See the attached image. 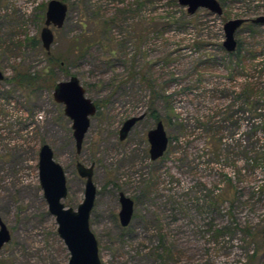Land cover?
I'll return each mask as SVG.
<instances>
[{
    "label": "rangeland",
    "instance_id": "rangeland-1",
    "mask_svg": "<svg viewBox=\"0 0 264 264\" xmlns=\"http://www.w3.org/2000/svg\"><path fill=\"white\" fill-rule=\"evenodd\" d=\"M47 1L0 0V219L10 235L0 264L67 261L38 184L41 143L64 170L67 207L75 209L82 198L75 161L93 164L89 226L101 264H245L255 245L238 228L264 232V131L250 109L239 110L235 96L242 82L255 88L264 82V25L246 21L236 29L240 62L221 46L222 24L264 14V0H218L219 16L200 8L187 14L176 0H62L67 13L60 28H51L49 53L60 55L65 69L53 73L57 81L76 76L97 106L78 154L52 89L23 91L8 80L19 68L47 64L39 41ZM252 49L250 58L245 52ZM149 102L175 138L156 160L147 152L146 131L155 124ZM141 113L119 140L122 121ZM212 134L214 154L204 146ZM225 177L235 191L232 204L208 207L209 190L225 187ZM118 191L133 200L125 227L117 219ZM210 220L234 222L237 230L212 240ZM262 241L253 264H264Z\"/></svg>",
    "mask_w": 264,
    "mask_h": 264
},
{
    "label": "water",
    "instance_id": "water-1",
    "mask_svg": "<svg viewBox=\"0 0 264 264\" xmlns=\"http://www.w3.org/2000/svg\"><path fill=\"white\" fill-rule=\"evenodd\" d=\"M177 4L185 8L187 14H193L197 9H205L210 14L221 15L222 8L218 0H176ZM67 5L61 0H48L44 11L43 26L39 31L40 45L45 52L53 41L51 28H60L65 20ZM264 25V14L253 18H231L222 24L223 39L221 46L225 52H233L236 46L234 33L244 22ZM2 73L0 71V79ZM51 96L54 102L63 106V114L70 120L71 136L74 151L79 153L83 137L89 126V118L95 113L94 102L85 95L84 88L76 76L71 75L64 80L55 82ZM144 116L143 113L133 115L122 121L118 128V139L127 135L133 124ZM148 156L156 160L162 156L167 147L168 136L163 124L157 120L154 126L146 131ZM37 178L42 197L56 224L55 232L62 241L68 258L65 264H101L98 255L97 241L89 226V217L96 194L92 182L93 164L84 165L75 161L74 168L77 175L83 179L81 201L75 209L67 207L62 200L66 196V180L62 166L53 158L52 150L46 143H41L37 149ZM117 219L120 226L125 227L133 213V200L123 192H117ZM10 238L9 232L0 219V247ZM264 238V232H263Z\"/></svg>",
    "mask_w": 264,
    "mask_h": 264
},
{
    "label": "trees",
    "instance_id": "trees-1",
    "mask_svg": "<svg viewBox=\"0 0 264 264\" xmlns=\"http://www.w3.org/2000/svg\"><path fill=\"white\" fill-rule=\"evenodd\" d=\"M76 39H74V41H76ZM29 42L31 43L32 46L38 45V41L35 40L33 37L29 38ZM72 45L74 46V44H72ZM241 46L242 45H241L240 41L239 42L237 41L234 51L227 53V54H231V55L235 56L240 62H242L243 59H245V58H244V56H241ZM253 51L257 52V50L252 49V51L247 50L245 53H246V55H249L250 58H252L254 56ZM45 54H46V61H47V64L45 67H43L40 70H33V71L29 70L28 68H19L18 70H16L14 72V74L8 80L12 84H14L18 89H21L23 91L32 89L33 87L36 89H39V88L52 89L55 82H57V80L55 79L54 73H53V69L55 67L60 68V69H65V68L62 66V58L60 57V55H53V54H50L49 52H45ZM263 59H264V57H263ZM263 64H264V62H263ZM263 70H264V68H263ZM64 73H65V75H67L66 70H64ZM239 73H241V72H239ZM241 74H243V73H241ZM69 76H71V75H69ZM241 76L243 77L244 81L247 80V76L245 74H243ZM140 78L142 80H145V78L143 76H141ZM247 81L242 82V85H241L242 87L240 86L241 88H239V90L235 96L239 102V105H238L239 110H241L240 108L244 107V106L247 107L248 109H250L252 111L253 117L255 118V121H257L256 128L257 127L261 128L264 131V114H261L260 112H258L259 107L264 106V82L261 85H257L255 88L253 84L247 83ZM145 82L151 91L150 93L152 94L153 97H155L154 95H156L157 93L151 89L152 86H150V84L147 82V80H145ZM233 102L236 104L235 101H233ZM94 104L96 106L95 102H94ZM96 109H97V106H96ZM148 113L150 116H152L154 118L155 122L157 120H160L156 110L154 109V107H152L151 102H149V104H148ZM168 138H169L168 142H171L173 139H175L174 137H172V138L168 137ZM218 141H219V138L217 139V143H218ZM204 146L207 148V151L211 150L210 153H212V154L217 152L216 151L217 146H216V142L214 139V134H212V136L211 135L208 136L207 140L205 141ZM164 153H165V151H164ZM164 153L162 154V156L164 155ZM257 159L258 158L251 160L250 166H255L257 164ZM225 179L227 180L226 186L225 187L223 186L222 188H220V190L218 192H214V189L209 190V192L207 194V199H208L207 206L208 207L212 208V206L215 205V203H221V202H228L229 205L232 204V200L234 198L235 191H234V189L232 190V186L229 183V178L225 177ZM207 229L211 232L210 233L211 239L217 240L222 235L232 233L233 230L234 231L237 230V225H236V223L233 222V226H230L229 224H224L221 226H215L212 223V220H210V223H208ZM238 229L241 231L243 236L248 237V242L254 243V245H255L250 250V253H245V258H246L245 264H253L252 260L256 256L259 248L261 247V245L263 243V241H262L263 232H261V228H256V229L251 230L252 228L250 226H247V225L239 227ZM257 237H260L258 243L255 242ZM159 240L160 241H158L157 248L162 247L161 239H159ZM157 248L155 247L154 249L156 250ZM155 256L157 258H161L160 254L155 253Z\"/></svg>",
    "mask_w": 264,
    "mask_h": 264
},
{
    "label": "flooded vegetation",
    "instance_id": "flooded-vegetation-1",
    "mask_svg": "<svg viewBox=\"0 0 264 264\" xmlns=\"http://www.w3.org/2000/svg\"><path fill=\"white\" fill-rule=\"evenodd\" d=\"M62 1V0H61ZM53 29H57V28H53ZM144 114V113H143Z\"/></svg>",
    "mask_w": 264,
    "mask_h": 264
}]
</instances>
